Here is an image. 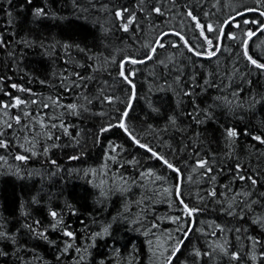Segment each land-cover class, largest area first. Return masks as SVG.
<instances>
[{
	"label": "trees",
	"instance_id": "obj_1",
	"mask_svg": "<svg viewBox=\"0 0 264 264\" xmlns=\"http://www.w3.org/2000/svg\"><path fill=\"white\" fill-rule=\"evenodd\" d=\"M247 8L264 12L258 0H0V104L26 101L0 108V264L168 263L192 222L177 173L120 127L101 132L131 102L120 64L167 31L210 55ZM262 25L259 13L234 20L212 59L168 35L150 62L126 66L128 133L179 168L198 210L171 264H264V70L242 46ZM247 47L264 64V29Z\"/></svg>",
	"mask_w": 264,
	"mask_h": 264
},
{
	"label": "snow or ice",
	"instance_id": "obj_2",
	"mask_svg": "<svg viewBox=\"0 0 264 264\" xmlns=\"http://www.w3.org/2000/svg\"><path fill=\"white\" fill-rule=\"evenodd\" d=\"M29 2H31V0H29ZM258 3H260V4H264V0H258ZM125 11H126V9H125ZM153 11L156 12V13H160V9H159V8H153ZM251 11L258 12L260 15L264 16V12L260 11L259 8H247V9H245V12H251ZM245 12H238L237 15H244ZM42 14H43V10H42V9L37 10V12H36V15H37V16L42 15ZM116 15H117L118 17L121 16V12H120V11H117ZM187 15H188L193 21H196L197 26L201 28V35H203V28H204V26H202V25L199 24V21L197 20L196 16H194V15L192 14L191 11H188V12H187ZM130 19H131V18H130ZM232 19H234V17H233ZM129 22H130V20H129ZM244 23H249V21L245 20ZM251 23H256V21H251ZM236 26L239 27L238 24H237ZM261 27H262V29H264V25H262ZM207 31H208V32H213V31H216V29H214V28L212 27V25H207ZM221 31H222V28H221ZM163 35H167V33H164ZM176 35H179V33H176ZM254 35H255L254 32H252L251 30H248L247 32L244 33V35H243V37H242V46H243L244 49H245V50H244V56L249 60V62H250L252 65H255L256 67H258V68H260V69H264V64L258 63L257 60L253 59L250 55H248V52H247V41H248L249 38H251V37L254 36ZM181 39H183V37H181ZM204 39L207 41V44H208L209 46H212V40H211V39H209L207 36H204ZM216 39H217L218 43H217V45H216L215 47H216V50L218 51V50H219L218 44H219V39H220V38L217 37ZM228 39H233V40H235V39H236V36L230 34L229 37H228ZM157 43H159V41H158ZM185 44L187 45V42H186V41H185ZM159 46H160V47H164L163 44H159ZM191 50H192V49H190V51H191ZM151 52H152V53L155 52V47H152ZM194 54H195V55H201V53L198 52V51H197V52H194ZM209 54H210V55H215V52H211V53H209ZM148 59H151V55L148 56ZM129 62L132 63V64L137 63L136 60H130ZM140 62H143V61H140ZM122 63H123V62H122ZM132 74H133L132 72H129L128 76H124L123 71H121V73H120V75H121L126 81H128V83H130V84H131V80L129 79V76H131ZM12 87L15 88L16 85H12ZM133 87H134V85H133ZM20 90H21V91H24V89H20ZM130 99H131V98H130ZM105 100H108L109 102H111V98H109V97H105ZM13 101H14V103H12V104H0V108H3V109H8V108H10V107H17V108H19L21 105L26 104V101L21 100L19 97H13ZM32 103H36V101H32ZM44 106H45V107H48V105H44ZM69 107L73 110V112L76 111V107H77V106H76L75 104L70 105ZM22 115L25 116V117L30 116V114L27 113V112H22ZM126 117H127V111H125L124 113H122V115H121V117H120V123H119L118 125H109L108 128H103V129H101V132L108 131L109 128H111V127H116V126L120 127V128L123 129L125 132H128V129L126 128L125 123H124V120H125ZM14 119H15V121H16L17 124H20V123H21V117H20L19 115H18V116H15ZM40 126H41V127H44V125H43L42 123H41ZM7 127H8V128H11V127H12V124H11V123H8V124H7ZM50 127H51V128H55L56 125H55V124H52V125H50ZM61 127H63V125H61ZM29 130L31 131V129H29ZM128 134H129V136H131V133H128ZM227 135H228V137H230V138H232V137H236V136H237V132L234 131V130H229L228 133H227ZM0 136H3V133H2V132H0ZM48 137L51 138V133H50V132L48 133ZM131 138H132L137 144H139V141H138V140H135V137H131ZM255 139L260 140L261 143H264V139H261L260 137H255ZM7 147H8L7 143H6L4 140L0 139V148H7ZM140 147L143 148V147H146V145L141 144ZM147 151H148L149 153H151V155H152L153 157H156L157 159L162 160L163 163H164L169 169H172L173 171H175V172L177 173V183H176V194H177V200H178V202L183 206V209L186 211V213H187L189 216H191L194 212L198 211V210L195 209V208H191V209L188 208V205H187V204H184L183 198H182L181 195H180V187H181V183H182V179H183V177H182V175L180 174V170H179V168H176V167H175L172 163H170L168 160L164 159L162 156H159L156 152H153V150H152L150 147L147 148ZM0 159H2V157H0ZM16 159L23 161V160L26 159V157L23 156V155H18V156H16ZM72 159H79V157H72ZM53 163H55V162L53 161ZM205 164H206V161H198V167H204ZM210 170H211V169H206V171H210ZM147 175H152V173L149 172V173H147ZM156 178H157V179H160V177H156ZM240 179H244V177L241 176ZM249 179L251 180V183H252L253 185L256 184V180L252 179L251 177H249ZM211 195H215V193L213 192V193H211ZM52 216L55 217V216H56V213L53 212V213H52ZM176 220H179V217H177ZM153 227H156V225H153ZM190 230H191V229H189V231H190ZM105 231H106V230H105ZM65 234L68 235L69 237L72 236V233H71V232H66ZM3 235H4L3 233H0V236H3ZM185 237H187V233H185ZM180 243H183V242L181 241ZM178 250H179V245H177V247L173 250V252L178 251ZM197 254L199 255V253H197ZM169 264H171L170 258H169Z\"/></svg>",
	"mask_w": 264,
	"mask_h": 264
},
{
	"label": "bare ground",
	"instance_id": "obj_3",
	"mask_svg": "<svg viewBox=\"0 0 264 264\" xmlns=\"http://www.w3.org/2000/svg\"><path fill=\"white\" fill-rule=\"evenodd\" d=\"M251 13H258V12H251ZM249 14V13H248ZM246 15V14H245ZM236 16V15H235ZM243 16V15H242ZM234 17V16H233ZM241 17V16H240ZM232 18V17H231ZM231 18H229L228 20H230ZM239 18V17H238ZM227 20V21H228ZM236 20V19H235ZM226 21V22H227ZM225 22V23H226ZM233 22V21H232ZM231 22V23H232ZM224 23V24H225ZM224 24H223V26H224ZM229 25V24H228ZM227 25V26H228ZM226 26V27H227ZM225 27V28H226ZM225 28L223 29V27H222V30H223V33H224V30H225ZM263 29L261 28L260 30H258L255 34L257 35L258 34V32L260 33L261 31H262ZM222 32V31H221ZM164 33H167V35H163ZM163 34H161L158 38H157V40H156V42H155V44H154V46L153 47H155V52L157 51V49L160 47L159 46V44H162V42H163V40H164V38L166 37V36H168V35H175V36H179V38L181 39V35L179 34V35H176V33L177 32H173V31H167V32H164ZM255 35V36H256ZM254 36V37H255ZM222 38H223V34H222V36H220V42H219V45H220V49L218 50V51H216L215 52V57L219 54V52H220V50H221V44H222ZM253 38V37H252ZM251 38V39H252ZM251 39H249L248 41H247V45H248V42L251 40ZM182 40V42L184 43V45L186 46V48L190 51V46H189V44L187 43V45L185 44V38H183V39H181ZM159 41V43H157ZM187 42V41H186ZM219 45H218V47H219ZM244 47H243V52H244ZM155 52L154 53H150L149 55H151V59H148V57L147 58H145V59H134V58H127V59H124L122 62H121V64H120V73H121V71H123V73H124V76H127L126 75V72H125V69H126V66H128V65H144V64H147L148 62H150L152 59H153V56H154V54H155ZM193 55H194V52H193V50H191L190 51ZM247 52H248V47H247ZM248 55H249V53H248ZM194 56H196V55H194ZM201 56H212V55H201ZM197 57V56H196ZM215 57H213V58H215ZM199 58V57H198ZM201 59V58H200ZM210 59H212V58H210ZM247 59V58H246ZM130 60H136L137 61V63H135V64H132V63H130L129 61ZM248 60V59H247ZM140 61H143V62H140ZM249 61V60H248ZM253 66H255V65H253ZM256 67V66H255ZM256 68H258V67H256ZM258 69H260V68H258ZM260 70H264V69H260ZM119 73V74H120ZM120 77L132 88V91H133V93H132V98H131V102H130V104H129V106H128V109H127V114H128V112H129V110L131 109V107H132V105H133V103H134V100H135V97H136V88H135V86L133 87V83L131 82V84L130 83H128V81H126L121 75H120ZM126 119V118H125ZM124 123H125V120H124ZM124 131V130H123ZM125 132V131H124ZM128 133V132H127ZM125 134H126V132H125ZM126 135H128L129 136V134H126ZM130 138H131V136H129ZM132 141L137 145V146H139L140 147V145L139 144H137L133 139H132ZM141 148V147H140ZM143 148H145V147H143ZM142 148V149H143ZM147 149V148H146ZM146 151V150H145ZM148 152V151H147ZM151 154V153H150ZM160 160V159H159ZM161 161V160H160ZM162 162V161H161ZM163 163V162H162ZM164 164V163H163ZM165 165V164H164ZM166 166V165H165ZM172 170V169H171ZM175 172V171H174ZM182 182H183V179H182ZM181 186H182V183H181ZM180 190H181V188H180ZM176 196H177V194H176ZM185 204V203H184ZM182 206V205H181ZM183 207V206H182ZM190 218H191V220H192V222H191V225H190V229L192 228V230H193V228H194V225H195V215H194V213L190 216ZM189 233V231L187 232V234ZM190 235V234H189ZM189 237V236H188ZM185 239V237L183 238V240ZM183 240H182V242H183ZM186 241V240H185ZM185 243V242H184ZM181 244V243H180ZM180 244H179V246H180ZM181 250V249H180ZM179 250V251H180ZM176 252V251H175ZM175 252H174V254H175ZM179 253V252H178ZM174 254H173V256H174ZM172 256V257H173ZM177 256V255H176ZM172 257L170 258V260L172 259ZM175 259V258H174ZM173 259V260H174ZM167 264H169V261H168V263Z\"/></svg>",
	"mask_w": 264,
	"mask_h": 264
},
{
	"label": "water",
	"instance_id": "obj_4",
	"mask_svg": "<svg viewBox=\"0 0 264 264\" xmlns=\"http://www.w3.org/2000/svg\"><path fill=\"white\" fill-rule=\"evenodd\" d=\"M251 12H255V11H251ZM251 12H245V14H248V13H251ZM245 14H244V15H245ZM240 16H242V15H236V16H234V19H232V18H233V17H232L230 20H228V21L224 24L223 29H224L228 24H230L232 21H234L235 19H237V18L240 17ZM258 33H259V32H258ZM222 34H223V30H222V32H221V36H222ZM255 35H256V34H255ZM255 35H254V36H255ZM254 36H252V37H254ZM252 37H251V38H252ZM251 38H249V39H251ZM249 39H248V40H249ZM219 49H220V45H219ZM194 55H195V54H194ZM215 55H216V54H215ZM215 55H212V56H201V55H196V56L199 57V58H201V59H210V58L215 57ZM126 134H128V133L126 132ZM141 148H142V147H141ZM143 149L147 151L146 148H143ZM161 161H162V160H161ZM162 162H163V161H162ZM180 188H181V187H180ZM191 230H192V228H191ZM191 230H190L189 233L187 234V237H185V239L183 240V243L180 244V246H179V250H180L181 247L183 246L185 240L188 238V236H189ZM179 250L175 252L174 256H173L172 259L170 260L171 262H172L173 259L176 257V255L178 254Z\"/></svg>",
	"mask_w": 264,
	"mask_h": 264
}]
</instances>
